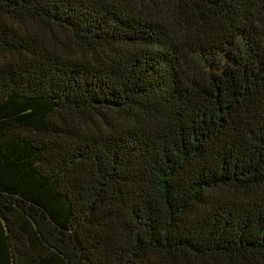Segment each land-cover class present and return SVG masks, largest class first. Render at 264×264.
<instances>
[{
  "label": "trees",
  "instance_id": "trees-1",
  "mask_svg": "<svg viewBox=\"0 0 264 264\" xmlns=\"http://www.w3.org/2000/svg\"><path fill=\"white\" fill-rule=\"evenodd\" d=\"M0 264H264V0H0Z\"/></svg>",
  "mask_w": 264,
  "mask_h": 264
}]
</instances>
